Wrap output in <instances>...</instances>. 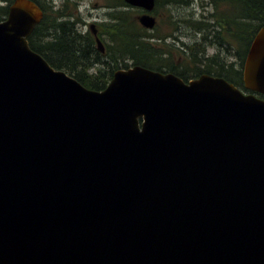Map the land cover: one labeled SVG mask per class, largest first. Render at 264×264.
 Listing matches in <instances>:
<instances>
[{
    "label": "water",
    "instance_id": "obj_1",
    "mask_svg": "<svg viewBox=\"0 0 264 264\" xmlns=\"http://www.w3.org/2000/svg\"><path fill=\"white\" fill-rule=\"evenodd\" d=\"M42 17L0 19V264H264V24L245 90L140 64L96 89L30 46Z\"/></svg>",
    "mask_w": 264,
    "mask_h": 264
},
{
    "label": "trees",
    "instance_id": "obj_2",
    "mask_svg": "<svg viewBox=\"0 0 264 264\" xmlns=\"http://www.w3.org/2000/svg\"><path fill=\"white\" fill-rule=\"evenodd\" d=\"M0 1V19H3L13 0ZM36 1L42 4L40 0ZM206 2L211 6L210 12L195 21L190 18L184 20L190 21L201 37L182 46L167 42V38L177 37L180 19L168 15L162 20L171 25L168 32L160 30L158 22L149 30L138 20L140 9L124 0L109 2L107 21L97 24L98 35L102 37L106 33L109 40L104 52L98 48L91 30L83 31L79 27V23L81 25L86 20L52 17L46 11L28 36V42L51 65L66 70L86 86L96 89L104 88L116 69L133 64L173 72L185 81L205 72L223 76L244 88V60L254 34L264 24V0ZM176 3L187 4L189 0H156L153 13L156 15L160 6ZM210 44L223 50L225 56H221L220 51L208 54L207 46ZM104 63L109 67L103 68ZM93 65L98 68L91 72ZM257 95L264 98V93L257 92Z\"/></svg>",
    "mask_w": 264,
    "mask_h": 264
},
{
    "label": "rangeland",
    "instance_id": "obj_3",
    "mask_svg": "<svg viewBox=\"0 0 264 264\" xmlns=\"http://www.w3.org/2000/svg\"><path fill=\"white\" fill-rule=\"evenodd\" d=\"M44 6L47 8L50 5L51 0H40ZM63 0H53V5L50 6H57L62 2ZM78 2L75 3L74 0H64V3L67 2L68 9L65 8L64 4H60L58 9H55V15H52V17H78L86 20L85 23H82L79 27L83 31L90 30V24L91 23H100L101 21H107L108 18V4L110 0H77ZM59 2V3H58ZM2 3V1H0ZM177 5L173 4L170 6H160L158 8V13H156L157 22L160 25L159 29L163 30L165 32H168L171 30V25L169 26L167 22H162L163 19H165L168 15L172 17H176L180 19V28L177 31L176 35L177 37L173 39L172 37L167 38V42L174 43L177 46H182L183 43H191L196 40H198L201 37V33L191 24L190 21H184L186 20H197L199 18H202L203 14H206L210 12L211 6L207 4L206 0L200 1V0H189V3L182 4V3H176ZM63 10H73L75 13H78V16H72L71 13H66L65 15H59L60 11ZM49 13V12H48ZM141 12L138 11L137 14L139 15ZM59 15V16H58ZM190 18V19H189ZM152 30V29H149ZM106 33L103 34L101 39L103 40L104 46L106 48V42L109 41ZM221 56H225V52L223 50H219L215 45H208L207 46V53L213 54L214 52H219ZM105 59H107L106 56H104ZM225 58V57H224ZM230 59L235 60L233 57H230ZM122 62V61H121ZM101 66V65H100ZM103 68H108L109 65L107 63L102 64ZM98 67L96 65H93L90 67V71H95Z\"/></svg>",
    "mask_w": 264,
    "mask_h": 264
},
{
    "label": "flooded vegetation",
    "instance_id": "obj_4",
    "mask_svg": "<svg viewBox=\"0 0 264 264\" xmlns=\"http://www.w3.org/2000/svg\"><path fill=\"white\" fill-rule=\"evenodd\" d=\"M111 1H113V0H110V2H111ZM115 1H116V0H115ZM124 1H125V0H124ZM167 1H171V0H167ZM191 1H193V0H191ZM200 1H203V0H200ZM52 2H53V0L50 1V5H51V4L53 5ZM74 2L77 3L78 1H77V0H74ZM125 2H126V1H125ZM58 3H59V2H58ZM66 3H67V2L64 3V0H63L60 4H64V5H65V8L68 9V6H67ZM78 3H79V2H78ZM126 3H127V2H126ZM60 4H59V5H60ZM127 4H129V3H127ZM39 5L41 6L43 12L46 11V12H49L50 14H52V15H55V12H56L55 9H58V8H59V5H58V7H57L56 5H55V6H50V5H49L48 8H47L46 6H43V5L40 4V3H39ZM168 6H170V4H168ZM108 7H109V6H108ZM109 10H110V9H108V15H109ZM141 11L143 12L142 9H140V12H141ZM56 13H57V12H56ZM66 13H71L72 16H78V13H75V11H73V10H63V11H60V12H59V15L62 16V15H65ZM59 15H58V16H59Z\"/></svg>",
    "mask_w": 264,
    "mask_h": 264
}]
</instances>
